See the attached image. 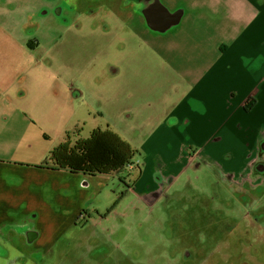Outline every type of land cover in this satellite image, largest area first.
<instances>
[{
	"label": "crops",
	"instance_id": "obj_1",
	"mask_svg": "<svg viewBox=\"0 0 264 264\" xmlns=\"http://www.w3.org/2000/svg\"><path fill=\"white\" fill-rule=\"evenodd\" d=\"M157 1L171 15H180L172 26L176 29L166 36L160 34L172 27L153 31L145 17L147 28L139 26L135 8L141 1L0 0V32L16 38L21 47L37 38L36 45L43 48L34 61L30 53L11 57L10 81L9 59L0 54V127L9 125V109L17 110L33 84L42 86L43 77L58 100L65 102L71 91L81 98L77 81L85 74L82 65L99 60L101 85L114 86L119 114L113 129H107L142 152L144 167L153 172L151 191H146L149 178L141 177L128 193L139 199L162 195L156 176L173 186L196 163L216 170L221 179L244 181L264 139V0ZM154 2L144 0V9ZM182 24L186 28L181 29ZM252 86L258 89L254 96ZM151 95L156 99L150 100ZM250 102L255 106L246 112ZM72 139L86 138L76 132ZM50 168L0 154V229L35 214V208L25 213L10 206L19 197L28 196L35 206L50 195L52 208L67 200L82 210L92 193L91 183L83 187L81 182L93 177ZM102 177L108 176L94 179ZM10 250L13 257L9 255L6 264L21 257L20 251Z\"/></svg>",
	"mask_w": 264,
	"mask_h": 264
},
{
	"label": "rangeland",
	"instance_id": "obj_2",
	"mask_svg": "<svg viewBox=\"0 0 264 264\" xmlns=\"http://www.w3.org/2000/svg\"><path fill=\"white\" fill-rule=\"evenodd\" d=\"M131 1L142 2L135 11L140 20L139 26L147 28L143 16L144 0ZM175 27L160 35L171 34ZM182 28L186 25L182 24ZM158 34L150 37H157ZM59 37L64 38L65 34L61 32ZM37 42V38H32L21 47L16 38L0 32V54L9 59L6 67L8 81L14 71L11 57L22 58L23 55L19 54L30 53L28 57L32 55L30 59L34 61V54L43 53L42 46L36 45ZM100 63L97 60L90 66L82 65L85 74L77 81L81 98H77V91H71L64 97L65 102L58 100L46 88L45 77L42 78V86L33 84L29 97L20 99L18 112L14 107L9 109V125L6 123L0 127V154L46 167L50 166V152L64 142L68 133L74 137L78 132L81 138H87L94 129H113L119 115L115 90L114 86L104 88L101 85L102 78L98 75ZM21 66L24 71L27 69L25 63ZM71 97L76 98L73 104L70 103ZM155 99L156 95L150 96V100ZM27 113L29 116H26ZM24 117L28 121H22ZM143 159V156H137L134 160L136 169L130 172L131 179L128 181L131 184L132 181L137 183L141 177H145V181L149 178L148 192L153 189V172L152 168L144 167ZM199 166L198 169H185L178 182L169 188L163 183L158 184L169 192L166 203V200L159 203L158 200L139 199L131 195L129 187L113 175L82 180L83 187L88 186L87 182L91 183L89 189L92 195L80 212L67 200H59L60 208H52L50 195L35 206L28 196L19 197L10 206L21 208L25 213L35 208V214L32 217L28 215L21 223L4 226L0 229V239L6 241L8 232L33 235L31 239L38 235L30 259L22 264H176L178 261L177 264H187L184 254L181 258L185 247L196 249L202 236L208 237V245H213L209 237L219 235V229L226 223L232 225V222L235 228L247 225L256 246H261L264 243V199L255 202L251 209L250 201L235 194L232 185L222 183V179L203 164ZM154 183L158 182L154 180ZM192 203L198 205L197 208L191 207ZM83 210L92 216L89 224L85 222L88 216L82 215ZM236 231L241 232L238 228ZM217 245L215 251L220 254L224 245ZM195 253V260L209 256L205 251ZM10 257L13 254L10 253ZM247 257L251 258L250 253ZM7 260H0V264H6ZM189 264L198 263L191 261Z\"/></svg>",
	"mask_w": 264,
	"mask_h": 264
},
{
	"label": "flooded vegetation",
	"instance_id": "obj_3",
	"mask_svg": "<svg viewBox=\"0 0 264 264\" xmlns=\"http://www.w3.org/2000/svg\"><path fill=\"white\" fill-rule=\"evenodd\" d=\"M43 15H45V12L42 13V16ZM199 167V165L194 166L195 169H198ZM204 167L212 174H214L217 178L223 177V175L219 174L216 170H210L208 167ZM157 180L158 184L162 183L160 175L156 176L155 181ZM222 183H224L225 185H232L231 187L234 188L235 194H237L240 198H243L245 201H250L249 204L252 205L251 209H253V205L255 202L264 199V139L260 141L257 159L254 166L252 167L250 175L245 177V180L240 183L233 182L231 179H229V177L225 176L224 179H222ZM166 187L169 188L170 186ZM161 190L163 189L161 188ZM168 194V190H163V193L161 195V197L163 198L161 200H158V202L160 203L163 200H166V203V197L168 196ZM155 195L156 194H154V196ZM154 196H152L149 200L156 201V197ZM197 206L198 205L194 203L191 204V207L197 208ZM82 215L88 216V220L85 222L89 224L92 218L89 212L86 211V213ZM236 228L241 230V232L236 231ZM236 228L233 222L232 225L226 223L224 227L219 229V235H213L209 237V239H211V241L213 242V245H208V237L202 236L201 244L197 246L196 249L185 247L183 253L181 254V258L184 254L183 259H185V263L189 264L191 261H195L199 264L205 259L207 255L202 259L195 260V252L198 253L205 251V253L209 256L202 262V264H264V243H262L261 246H256L255 238L252 236L251 230H247L250 229L247 225L237 226ZM10 233L12 232L7 233L6 241L3 242L0 239V255H5L4 257L0 258H4L5 260H7L8 256L11 253V248L20 251L21 257L18 262H15V260L7 264H22L28 261L30 259L29 256L33 250V243L38 238V235L35 234V239H31L32 237H34L33 235H26V237L18 235L16 233H12L10 235ZM217 244L224 245V250L220 254L215 251V248L218 246ZM247 253H250L251 258L247 257ZM9 261H11V259H9Z\"/></svg>",
	"mask_w": 264,
	"mask_h": 264
},
{
	"label": "trees",
	"instance_id": "obj_4",
	"mask_svg": "<svg viewBox=\"0 0 264 264\" xmlns=\"http://www.w3.org/2000/svg\"><path fill=\"white\" fill-rule=\"evenodd\" d=\"M254 106L255 103L250 102L244 110L249 112ZM137 156L141 157L142 153L134 149L118 133L98 128L86 139L75 141L67 135L65 141L50 153L49 162L50 169L65 170L73 174L82 173L91 177L112 176L123 172L125 176L119 179L130 190L136 183L132 181L130 184L128 180L131 179L130 172L136 169L133 162ZM130 166H133L131 170ZM85 213L83 210L82 214Z\"/></svg>",
	"mask_w": 264,
	"mask_h": 264
},
{
	"label": "water",
	"instance_id": "obj_5",
	"mask_svg": "<svg viewBox=\"0 0 264 264\" xmlns=\"http://www.w3.org/2000/svg\"><path fill=\"white\" fill-rule=\"evenodd\" d=\"M179 16V14L171 15L157 0L144 11L149 28L156 32H163L173 25H177L180 21Z\"/></svg>",
	"mask_w": 264,
	"mask_h": 264
},
{
	"label": "built area",
	"instance_id": "obj_6",
	"mask_svg": "<svg viewBox=\"0 0 264 264\" xmlns=\"http://www.w3.org/2000/svg\"><path fill=\"white\" fill-rule=\"evenodd\" d=\"M257 86H252L251 88H250V93H251V95L252 96H254V95H256L257 94ZM130 168V170L133 168V166H130L129 167Z\"/></svg>",
	"mask_w": 264,
	"mask_h": 264
}]
</instances>
